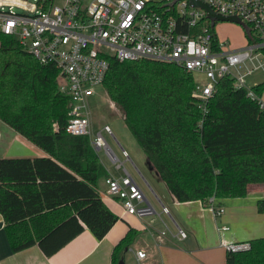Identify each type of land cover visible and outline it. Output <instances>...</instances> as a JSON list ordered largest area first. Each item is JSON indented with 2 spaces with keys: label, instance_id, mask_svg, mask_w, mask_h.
I'll return each mask as SVG.
<instances>
[{
  "label": "trees",
  "instance_id": "1",
  "mask_svg": "<svg viewBox=\"0 0 264 264\" xmlns=\"http://www.w3.org/2000/svg\"><path fill=\"white\" fill-rule=\"evenodd\" d=\"M57 74L0 33V120L48 154L0 158V213L13 251L36 243L51 255L84 228L101 239L119 218L97 189L108 174L89 138L64 129L68 97ZM102 85L176 200L208 206L211 196H246L250 184L264 191V110L232 78L218 80L205 112L193 75L171 63L111 58ZM251 89L261 94L264 81ZM256 206L264 214V196ZM249 243L227 251L225 264H264V237Z\"/></svg>",
  "mask_w": 264,
  "mask_h": 264
},
{
  "label": "built area",
  "instance_id": "2",
  "mask_svg": "<svg viewBox=\"0 0 264 264\" xmlns=\"http://www.w3.org/2000/svg\"><path fill=\"white\" fill-rule=\"evenodd\" d=\"M202 1L213 11L236 16L248 26L245 46L232 48L227 40L218 38L205 10L188 0H0V33L14 38L40 64L57 70L58 89L68 97L65 131L87 136L97 152L102 150L123 171L120 177L104 178L103 195L118 199L127 214L144 217L155 211L125 167L131 159L110 126L92 129L89 98L95 86L102 85L111 58L120 62L151 59L183 68L197 77L193 94L204 112L215 84L225 76L232 78L236 87L244 88L264 110L260 94L245 85V75L264 66L258 59L264 60V0ZM240 66L246 73L239 71ZM104 134L118 144L123 161ZM208 202L213 214L223 212L214 196ZM161 210L169 214L163 204ZM176 227L177 237L184 238L185 231ZM166 232L163 229L161 234ZM221 244L230 252L250 248L249 241L222 239ZM145 257L144 250L136 251L137 260Z\"/></svg>",
  "mask_w": 264,
  "mask_h": 264
},
{
  "label": "crops",
  "instance_id": "3",
  "mask_svg": "<svg viewBox=\"0 0 264 264\" xmlns=\"http://www.w3.org/2000/svg\"><path fill=\"white\" fill-rule=\"evenodd\" d=\"M215 34L221 38L216 31ZM221 39L227 40L232 48H240L247 43L246 38L242 45L235 47L227 37ZM239 71L246 73V68L240 66ZM252 74L256 78L252 79ZM245 78L249 80L250 87L263 82L264 66L245 75ZM260 98L264 103V90ZM46 156L48 154L44 150L0 120V158ZM131 163L137 169L132 160ZM106 170L108 175L120 177L109 168ZM155 178L159 184L155 187L144 179L146 190L153 200L139 185L155 211L153 215L144 217L125 213L118 199L104 196L106 184L102 178V189L99 185L97 189L107 207L119 217L118 220L101 239L84 228L51 255L44 254L36 243L13 251L0 213V264H113V253H119L124 264H225L227 250L221 244L222 239L240 242L264 237V214L258 212L256 206L264 196L262 185L250 184L244 197L215 198V204L223 208L221 214L215 215L200 200H176L167 186L159 183L160 178L157 175ZM161 204L167 207L169 214L162 212ZM176 226L185 231L184 238L177 237ZM222 226L228 229L219 230ZM163 229H167L164 235L161 234ZM127 235V244L123 246L121 242ZM139 249L146 252L142 260L136 258Z\"/></svg>",
  "mask_w": 264,
  "mask_h": 264
},
{
  "label": "rangeland",
  "instance_id": "4",
  "mask_svg": "<svg viewBox=\"0 0 264 264\" xmlns=\"http://www.w3.org/2000/svg\"><path fill=\"white\" fill-rule=\"evenodd\" d=\"M214 30L216 31L219 37H227L230 40L231 44L235 47L242 45L247 38V34L244 28L234 22L215 21ZM258 59L264 64V60L262 58L259 57ZM252 76V79L256 78L254 77L255 74H252ZM193 77L197 78L195 75ZM53 82H55L54 79ZM54 85L56 86V83H54ZM245 85L249 87V80L246 78ZM94 89V95L89 98L90 120L92 122V129L94 131H97L103 125L110 126L116 140L128 152L132 162L135 164L137 169H135L134 165H132V163L129 161L124 163L125 167L133 176V178L137 181V183L145 189L147 195L152 199L151 194L146 190L147 187L144 182V179L151 186L155 187V185L158 184V181L155 178L156 173L153 169L150 171L143 149L141 148L140 144L138 143L132 132L126 126L123 120V112L121 108H119L117 105H114V103L107 96L105 86H95ZM52 127L53 129L56 128V121L52 123ZM104 135L107 143L113 149L119 160L123 161V157L121 155L118 144L114 141L113 138H111L107 134ZM97 153L105 169L109 168L114 173V175L121 176L123 171L116 169L114 163H112L105 156L102 150L98 151ZM159 181V183L163 187H166L165 183L162 180ZM98 185L99 189L101 190V180H99Z\"/></svg>",
  "mask_w": 264,
  "mask_h": 264
},
{
  "label": "water",
  "instance_id": "5",
  "mask_svg": "<svg viewBox=\"0 0 264 264\" xmlns=\"http://www.w3.org/2000/svg\"><path fill=\"white\" fill-rule=\"evenodd\" d=\"M189 4L194 6V7H199L205 10L206 12V17L209 19L211 26L214 25L215 21H229V22H234L239 25H241L244 30H248V26L242 22L238 17L236 16H226L222 15L220 13H217L212 10V8L204 1L202 0H188ZM149 169L152 170V167L148 163ZM118 264H124L123 258H120L118 261Z\"/></svg>",
  "mask_w": 264,
  "mask_h": 264
}]
</instances>
